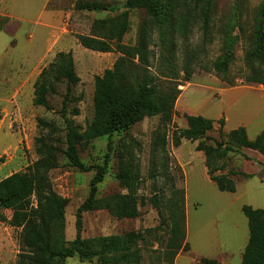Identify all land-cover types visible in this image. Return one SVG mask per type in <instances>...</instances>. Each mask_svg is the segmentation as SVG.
Segmentation results:
<instances>
[{"label": "rangeland", "instance_id": "1", "mask_svg": "<svg viewBox=\"0 0 264 264\" xmlns=\"http://www.w3.org/2000/svg\"><path fill=\"white\" fill-rule=\"evenodd\" d=\"M46 1L0 0V10L14 15L10 17L0 14L1 17L7 18L3 29H0V179L26 169L38 158L36 138L41 133L39 118L59 127L58 143L65 148V122L61 110L66 86L59 84L56 93L48 94L51 108L33 104L34 83L42 68L52 61L59 51L57 44H51L56 35L54 30L36 23ZM77 1H99L108 5L109 10L80 9L76 6ZM262 1L218 0L211 16L207 37L204 36L202 20L197 14L184 31L181 23H178L176 57L179 67L185 58L186 48L203 47L202 53L195 61L192 78L189 81L184 80V73L181 71V90L188 82L194 81L195 84L189 90L194 93L197 81L203 77L216 76L222 79L212 66L221 53L223 41L235 44L234 60L230 65L228 78L234 79L232 84L249 83L243 81L248 72L246 54L252 43L256 11ZM125 3L126 0H49L48 8L60 9L62 18L54 22L60 25L66 34L76 36L90 34L94 19L114 16L128 9ZM128 13L129 29L124 36V42L134 45L138 41L140 25L147 17V12L143 8H129ZM41 19L47 21V11ZM160 47L161 41L155 35L150 48L158 54ZM72 52L80 81L72 86L67 116L84 129L93 117L95 78L106 68L113 66L120 54L115 51L91 50L80 45H76ZM205 66L211 70H206ZM26 75L27 80L24 79ZM7 76H10V80L3 81ZM20 88L18 94L17 90ZM75 109H78L79 113L75 114ZM244 111L246 110L243 106L233 112V118H238ZM184 115L186 117L187 114L176 112L175 109L173 122L168 126L166 135V149L175 182L178 187L185 189L189 204L186 242L190 249L180 250L181 256L177 264H196L201 257L240 264L249 237L248 218L242 211V206L248 204L264 208V164L250 156V149L241 148L237 152H230L225 159V168L217 173L238 172L232 175L237 187L235 192L222 191L207 176L206 163L195 150L198 141L183 138L181 142L184 143L179 151L184 159L192 161L191 165L187 164L183 170L174 157L178 147L173 144L172 131L175 126L181 127ZM231 125L230 122L226 126L225 133L229 132ZM219 128V124H216L209 135L221 140ZM249 131L255 137L259 130L250 128ZM164 133L165 127L161 123V117L156 115L144 118L126 131H116L94 138L80 150V157L90 167L89 170H80L69 165L66 155L59 154V166L52 169L49 176L54 189L68 199L65 212V237L68 241L74 240L77 235L76 212L89 196L96 166L106 163V173L103 181L98 184L96 197L127 192L117 177L119 153L127 150L139 168L140 185L137 194L140 215L136 218H118L107 209L85 211L81 237L89 239L138 231L142 235L139 241L142 264L163 263L162 255L169 235V226L166 212L164 214L160 207L154 205L150 197L160 192V188L167 190L169 186V180L161 167H156L155 171L151 169L154 144L160 141ZM160 156L159 153L157 157ZM255 169L258 170L253 174ZM243 172H250L252 176L246 177ZM32 201V205L36 206L35 196ZM12 216L11 210H3L0 215V264H18L19 254L23 251L21 232L24 225L11 223ZM63 264L91 262L72 256L66 258Z\"/></svg>", "mask_w": 264, "mask_h": 264}, {"label": "trees", "instance_id": "2", "mask_svg": "<svg viewBox=\"0 0 264 264\" xmlns=\"http://www.w3.org/2000/svg\"><path fill=\"white\" fill-rule=\"evenodd\" d=\"M217 1L126 0V8H143L147 12L134 45L124 42L129 29L128 9L114 16L94 19L90 34H77L80 44L88 49L120 54L112 67L106 68L95 78L93 117L84 129L67 116L72 86L80 81L72 50L58 51L53 60L42 68L34 83L33 104L51 108L48 94L56 93L59 84L66 86L61 110L65 122V148L58 143L59 127L39 118L41 133L36 138L38 158L26 169L0 179V215L3 210H11L13 216L10 222L24 225L21 232L23 251L19 254L18 264H63L66 258L72 256H78L81 261H90L91 264H142L139 246L142 235L138 231L89 239L81 237L85 211L107 209L118 218H136L140 215L137 194L140 185L139 168L129 151L119 153L117 174L121 186L127 192L96 197L98 184L103 181L106 173V163L96 166L89 196L76 212L77 235L72 241L65 237L68 199L54 189L49 173L59 166L60 153L66 155L69 165L89 170L90 167L80 157L81 148L94 138L126 131L144 118L156 115H160L165 133L154 144L151 169L155 171L156 167H161L169 180L167 190L160 188V192L150 197L154 205L160 207L164 214L166 212L169 226L162 264H175L179 251L190 249L186 242V191L176 185L166 149V135L168 126L173 122L175 103L181 93V71L184 80L192 78L195 61L203 47L186 48L185 58L179 67L176 57L177 26L181 23L184 31L197 14L202 20L204 36L207 37ZM76 6L87 10H109L108 5L99 1H77ZM6 20V17L0 16V29ZM155 35L161 41L158 54L150 48ZM234 55L235 44L223 41L221 53L212 66L218 76L231 84L235 81L228 78L227 74ZM246 61L248 72L243 81L264 84V0L256 11L252 43L247 50ZM205 69L211 70L208 66ZM74 113H79V110L75 109ZM186 120V127L175 126L173 129V144L179 146L183 138L198 141L196 149L205 155L211 180L220 190L235 192L237 186L232 175L238 172H217L225 168V159L229 153L241 148L254 149L264 155V129L251 139L244 126L225 133L222 128L224 119H220L218 133L221 140H218L209 135L215 128L213 119L187 114ZM159 153L161 156L158 158ZM243 174L246 177L252 176L246 172ZM33 196L36 198V206L32 205ZM242 211L248 218L249 238L240 264H264V208L244 204ZM196 264L230 263L201 257Z\"/></svg>", "mask_w": 264, "mask_h": 264}, {"label": "crops", "instance_id": "3", "mask_svg": "<svg viewBox=\"0 0 264 264\" xmlns=\"http://www.w3.org/2000/svg\"><path fill=\"white\" fill-rule=\"evenodd\" d=\"M48 2L49 0H47L46 3H44L38 15V19L36 20V23L45 26L47 28H50L51 30H54L56 35H55V39L51 44L54 45L57 44L59 46V51L60 50L73 51L75 50L76 45H80L82 47L83 45L80 44V42L78 41L75 35L72 34L71 36L66 34L65 32L62 31L60 25L58 26V24L54 22V20L59 21L62 18L63 14L62 11L58 8H53L52 10H50V8H48ZM46 11H47V21L46 20L43 21L41 18L45 16ZM0 14L3 15L6 14L10 17L14 16L13 14L3 10H0ZM24 79L27 80L28 76L26 75ZM8 80H10V76H7L3 79V81H8ZM193 84H195L194 81L188 82L181 90V93L178 96V99L175 104L176 112H180L182 114H189V115H203L207 118L213 119L215 121V126L216 124H219V127H221L219 120L224 119V124L222 126L224 132L226 126H228L230 122L232 123V125L230 126L229 131L239 126H244L247 129L249 138L251 139L255 138L264 129V84L262 83L229 84L216 76H208V77H203L201 80L197 81L196 84L197 89L194 93L189 92ZM19 91H21V88L17 90L18 94ZM243 106L245 107L246 111H244L243 114L240 113L239 117L234 119L233 112L238 111ZM186 126H187V120L184 115V120L181 121V127H186ZM250 128L259 130L257 131L255 137H253L250 134L249 131ZM183 143L184 142H181V144L177 146L178 149L175 151L174 157L181 166V168L185 170L187 164L191 165L192 161L184 159L182 154L180 153L179 150L182 147ZM196 145L197 144H195L196 152L199 153L198 155H200L202 157V160L205 161V155L203 151L197 150ZM250 151H251L250 156H253L254 160L257 159L264 164V156L261 153H259L254 149H250ZM193 155L194 153H192L191 157H193ZM205 168L207 171V176L211 180L208 174V167L206 166ZM257 170L258 169H255L254 171H252V173L254 174V172ZM188 206L189 204L186 198V215L188 211ZM187 221L188 219H186V234L188 230ZM180 256H181V251L177 254L175 264H177V260Z\"/></svg>", "mask_w": 264, "mask_h": 264}, {"label": "water", "instance_id": "4", "mask_svg": "<svg viewBox=\"0 0 264 264\" xmlns=\"http://www.w3.org/2000/svg\"><path fill=\"white\" fill-rule=\"evenodd\" d=\"M96 261H97V258H96Z\"/></svg>", "mask_w": 264, "mask_h": 264}]
</instances>
